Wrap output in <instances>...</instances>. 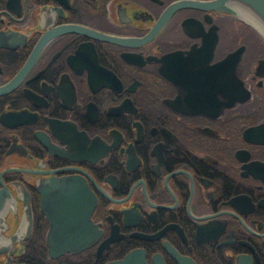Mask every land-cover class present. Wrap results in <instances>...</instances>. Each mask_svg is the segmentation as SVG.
<instances>
[{
  "label": "flooded vegetation",
  "instance_id": "flooded-vegetation-1",
  "mask_svg": "<svg viewBox=\"0 0 264 264\" xmlns=\"http://www.w3.org/2000/svg\"><path fill=\"white\" fill-rule=\"evenodd\" d=\"M176 1L0 0V264H264V34Z\"/></svg>",
  "mask_w": 264,
  "mask_h": 264
},
{
  "label": "water",
  "instance_id": "water-1",
  "mask_svg": "<svg viewBox=\"0 0 264 264\" xmlns=\"http://www.w3.org/2000/svg\"><path fill=\"white\" fill-rule=\"evenodd\" d=\"M225 1L226 0H208V1H204L203 3L207 6H211V7H215V8H221V9L226 10L228 12H234L230 6L224 4ZM228 1H229V3L233 2L234 4H238L242 9L248 11L253 17H255L259 22H261V24L264 27V0H228ZM198 3H200V2L194 1V0L176 1V4H180V5H182V4L194 5V4H198ZM242 49H243V45H239L227 53V57H225V58L227 59V62L230 65H234L236 60L239 58ZM260 62L264 63V60L259 59V63ZM233 80H235V77H234L233 73L231 72V70L229 69V73H228V96H227L228 97V101H227L228 105L230 103H232L234 100L243 101L244 99H246L248 97V94H249L248 89L246 87L242 86L240 81H237V85H236V83ZM252 127H255V126H252ZM252 127H249L247 129L245 128V130L251 129ZM5 195H8V193L6 191L0 189V209H1L3 201L5 199ZM57 208H59L61 210V213H59L58 216H56L53 213H49V212H51V209H53V208L44 207V210L48 213V217L51 220H54L55 217L56 218L60 217V216L62 218L65 217V215L62 213V207H57ZM65 241H66L65 239H54V238L48 239L47 238V242L52 243L53 245H59V244L64 243Z\"/></svg>",
  "mask_w": 264,
  "mask_h": 264
},
{
  "label": "rangeland",
  "instance_id": "rangeland-1",
  "mask_svg": "<svg viewBox=\"0 0 264 264\" xmlns=\"http://www.w3.org/2000/svg\"><path fill=\"white\" fill-rule=\"evenodd\" d=\"M243 31L244 39L247 42V49L245 50L246 56H252L264 50L262 47V42L255 37L256 35H253L248 29L246 30V28L243 29Z\"/></svg>",
  "mask_w": 264,
  "mask_h": 264
},
{
  "label": "bare ground",
  "instance_id": "bare-ground-1",
  "mask_svg": "<svg viewBox=\"0 0 264 264\" xmlns=\"http://www.w3.org/2000/svg\"><path fill=\"white\" fill-rule=\"evenodd\" d=\"M243 12H244V14L246 15V17L250 20V21H252L257 27H258V29H260L262 32H263V34H264V27H263V25L261 24V22H259L255 17H253L248 11H246V10H242ZM246 24V23H245ZM248 25V24H247ZM249 26V25H248ZM252 29V28H251ZM253 30V29H252ZM253 32H254V30H253ZM255 33V32H254ZM256 34V33H255ZM258 35V34H257ZM257 37V36H256ZM259 39V38H258ZM261 39V38H260ZM249 54V53H248ZM247 54V55H248ZM26 206V205H25ZM10 207V206H9ZM24 212V211H23ZM9 213H10V211H9ZM28 215V214H27ZM9 216V215H8ZM1 219V218H0ZM7 219H8V217H7ZM8 221H9V219H8ZM1 223V222H0ZM3 229V228H2ZM11 229V228H10ZM12 230V229H11ZM12 232V231H11ZM8 233V232H7ZM13 235V234H12ZM2 239V238H1ZM4 240V239H3ZM8 240V239H7ZM6 242V241H5ZM2 244V243H1ZM7 244V243H6ZM4 248V247H3Z\"/></svg>",
  "mask_w": 264,
  "mask_h": 264
}]
</instances>
